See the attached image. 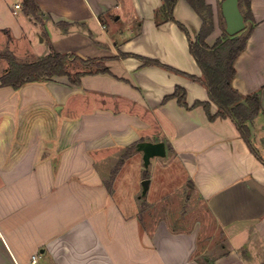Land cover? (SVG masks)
Listing matches in <instances>:
<instances>
[{"label":"crops","instance_id":"1","mask_svg":"<svg viewBox=\"0 0 264 264\" xmlns=\"http://www.w3.org/2000/svg\"><path fill=\"white\" fill-rule=\"evenodd\" d=\"M205 1L213 45L223 33L224 0ZM35 2L38 18L22 0H0V52L28 62L52 48L103 57L111 73L84 75L80 85L63 75L0 87V264H264L263 162L233 119L211 121L202 105L164 101L177 85L190 106L210 101L204 85L138 57L202 75L187 33L174 21L157 24L163 1ZM250 2L253 30L233 86L259 95L262 110L248 124L264 157V0ZM174 14L198 35L203 18L187 0L177 1ZM0 64L1 76L9 64ZM145 141L164 142L166 154L147 165L137 147L110 191L105 179L127 146ZM128 164L142 170L129 189L121 184ZM185 188L205 203L220 252L203 243L211 237L203 238L200 222L185 229L184 218L166 215V202Z\"/></svg>","mask_w":264,"mask_h":264},{"label":"trees","instance_id":"2","mask_svg":"<svg viewBox=\"0 0 264 264\" xmlns=\"http://www.w3.org/2000/svg\"><path fill=\"white\" fill-rule=\"evenodd\" d=\"M24 11L38 18L39 7L35 0H22ZM163 4L155 13L157 24L166 21H174L185 31L189 37L190 51L199 64L202 75L195 76L179 70L161 61L140 57L145 65H158L170 71L183 74L197 81L207 88L210 101L197 100L192 106L187 103V91L183 86L177 85L174 92L165 96L164 101L176 97L180 105L187 108L202 105L211 121L222 117L233 119L237 127L249 145L251 151L263 162L264 157L259 155L251 142V130L248 121L257 116L262 108L257 93L244 95L233 86V80L237 74L236 60L245 50L253 26L231 35L226 29L213 45L207 43V37L213 31V10L205 0H187L193 8L202 16L203 24L196 38H192L188 28L175 17L174 10L178 0H162ZM251 0H239V6L244 14L245 21L250 17ZM246 7V11L243 8ZM224 18V16H223ZM225 19V18H224ZM128 55V54H124ZM0 58L7 60L9 67L0 76V87L11 86L18 89L28 83L47 80L53 76L69 77L71 83L80 85L81 78L87 74L111 73L105 64L106 58L85 57L78 53H60L53 48L50 53L35 61H24L11 50L0 52ZM211 102L217 105V111L212 113ZM137 144L127 146L115 167L111 171V177L106 184L111 191L112 183L124 161L137 148ZM205 262V261H204Z\"/></svg>","mask_w":264,"mask_h":264},{"label":"rangeland","instance_id":"3","mask_svg":"<svg viewBox=\"0 0 264 264\" xmlns=\"http://www.w3.org/2000/svg\"><path fill=\"white\" fill-rule=\"evenodd\" d=\"M244 9H245V7H244ZM217 22H218V25L220 26L221 30L224 32V29H226V22H225V19L223 18V14L221 12H220L219 18L217 19ZM248 26L246 25L244 29H246ZM194 38H196V36ZM6 62H7V60H6ZM1 68H2V65L0 64V69ZM263 135H264V133H263ZM259 142L260 141L257 140V145L260 148H262V146L259 144ZM125 151H126V149H125ZM127 158H129V157H127ZM122 165H121V167H122ZM145 166L147 167V165H145ZM149 169H151V167H149ZM141 171L142 170H140V168H138V166H134L133 164H131V165L128 164V166H126L124 173L122 175L123 177H122V183L121 184H123V188L129 189V186H131V185H129V181L134 186L135 185V178L140 177V174H142ZM144 173H146V171H144ZM110 177H111V174L105 180L109 181ZM146 179L147 178H144L142 180V183ZM141 195H142V193H141ZM166 205H167V208L165 211L166 215L169 218L170 217L171 218L172 217L184 218V222H186V224L184 223V225H182V226L185 227V229L188 227H191V226L195 227V225L198 226V223L200 222L201 225H199V226H200V229L203 231V234H202L203 238L204 237L205 238L211 237V239H209V240L206 239L207 241L203 240V243L207 244L209 249L213 246L216 247L217 253L221 251L220 250L221 249L220 243L222 241L219 238L220 231H219V229L214 228V226L212 224L213 220L211 219V216L208 214L205 203L203 202V200L200 197H198L197 195H191V193L188 192V189L185 188V190L182 192V194H178V195H175V197H172L171 200L166 202Z\"/></svg>","mask_w":264,"mask_h":264},{"label":"water","instance_id":"4","mask_svg":"<svg viewBox=\"0 0 264 264\" xmlns=\"http://www.w3.org/2000/svg\"><path fill=\"white\" fill-rule=\"evenodd\" d=\"M222 13L226 22V31L234 35L242 31L246 26L243 12L239 6V0H224L222 2ZM138 148L144 152L143 158L145 164H149L151 157L163 156L166 154L165 143L160 142H141ZM149 180L143 181L145 189L148 187Z\"/></svg>","mask_w":264,"mask_h":264},{"label":"built area","instance_id":"5","mask_svg":"<svg viewBox=\"0 0 264 264\" xmlns=\"http://www.w3.org/2000/svg\"><path fill=\"white\" fill-rule=\"evenodd\" d=\"M16 7L21 8L22 7L21 3L16 4ZM33 261H36V256H34Z\"/></svg>","mask_w":264,"mask_h":264}]
</instances>
